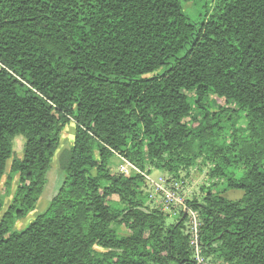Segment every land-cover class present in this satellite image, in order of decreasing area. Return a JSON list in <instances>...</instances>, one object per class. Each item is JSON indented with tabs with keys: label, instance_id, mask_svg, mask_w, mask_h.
I'll list each match as a JSON object with an SVG mask.
<instances>
[{
	"label": "trees",
	"instance_id": "16d2710c",
	"mask_svg": "<svg viewBox=\"0 0 264 264\" xmlns=\"http://www.w3.org/2000/svg\"><path fill=\"white\" fill-rule=\"evenodd\" d=\"M70 124L61 185L15 230ZM117 156L178 181L212 162L201 201L186 199L200 257L264 264V0H0L3 197L17 176L0 264H197L186 213L151 207L140 174L110 169Z\"/></svg>",
	"mask_w": 264,
	"mask_h": 264
},
{
	"label": "rangeland",
	"instance_id": "374dc122",
	"mask_svg": "<svg viewBox=\"0 0 264 264\" xmlns=\"http://www.w3.org/2000/svg\"><path fill=\"white\" fill-rule=\"evenodd\" d=\"M185 7L189 8L190 3H187ZM211 100H214L218 106H224L223 99H216L215 97L211 96ZM216 109H217L216 105L213 104L212 111H216ZM237 125L244 126V120L242 118L238 119ZM73 139H74V125L70 124L67 127H65L60 134L59 148L52 159L49 170L46 173V185L41 194L40 202L36 204V211H34L36 213L33 214V216H28V217L26 216L25 218L18 220L14 225L15 230L21 231L25 229L37 215L42 214L48 207L52 196H54V194L56 193L63 179V174L58 171L57 155L62 149L70 147L72 145ZM23 144H24V138L21 135H18L13 139L12 149L15 156L19 157L21 155ZM119 162L120 161L118 157L111 158L110 169H112L113 172L117 170ZM9 166H10V160L7 162L5 175L0 181V218L10 202L11 196L15 191V187L17 183V176H14L11 179L10 190H9L10 196L3 197L5 192L6 182L8 181V178H10V175L8 173ZM212 167H213L212 162L200 158L197 160L194 166L189 168L187 171H183L181 173L180 181L183 183L182 188L187 199L189 200L197 199L198 201H201V198L203 197L204 194L201 188L202 187L205 188L210 185L211 181L208 178V172ZM151 175L152 177H158V176L168 177L167 174L160 171H153ZM224 195L228 199L235 200L241 198L243 192L240 190H230L227 191ZM43 202L44 205H42ZM171 220H172V216H168L167 221H171ZM119 234L121 236L126 235L127 230L124 227H121L119 228ZM97 250L100 251V248H97ZM208 261L210 264H219V262L215 263L212 262L210 259H208Z\"/></svg>",
	"mask_w": 264,
	"mask_h": 264
},
{
	"label": "built area",
	"instance_id": "2783aa9c",
	"mask_svg": "<svg viewBox=\"0 0 264 264\" xmlns=\"http://www.w3.org/2000/svg\"><path fill=\"white\" fill-rule=\"evenodd\" d=\"M119 165L117 171L124 175L131 173L140 174L144 179V188L147 201L151 207L172 214L175 210H182L187 215L188 233L191 234L190 244L193 247L194 258L197 264H208L200 257V249L197 242V231L199 226L198 215L186 206V196L182 188V182L170 177H152L151 174L142 172L122 157L117 156Z\"/></svg>",
	"mask_w": 264,
	"mask_h": 264
},
{
	"label": "crops",
	"instance_id": "0c3cea01",
	"mask_svg": "<svg viewBox=\"0 0 264 264\" xmlns=\"http://www.w3.org/2000/svg\"><path fill=\"white\" fill-rule=\"evenodd\" d=\"M40 200H41V196H40L38 202H40ZM38 202H37V203H38ZM44 202H45V201H44ZM44 202L42 203V205H44ZM46 203H47V201H46ZM46 205H47V204H46ZM34 211H36V207H35ZM34 211L30 212V213L27 215V217H28V216H33V214L36 213V212H34Z\"/></svg>",
	"mask_w": 264,
	"mask_h": 264
}]
</instances>
